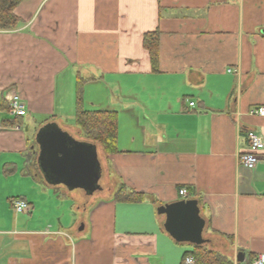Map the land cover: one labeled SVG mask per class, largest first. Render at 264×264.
Returning <instances> with one entry per match:
<instances>
[{"label":"crops","instance_id":"crops-1","mask_svg":"<svg viewBox=\"0 0 264 264\" xmlns=\"http://www.w3.org/2000/svg\"><path fill=\"white\" fill-rule=\"evenodd\" d=\"M14 15L0 31V100L19 96L26 114L5 127L15 116L0 111V184L17 169L6 154H22L24 175L0 190V264H183L193 245L156 211L181 189L198 202L204 248L264 264V150L252 171L238 164L246 131L264 139V118L248 115L264 107V0H22ZM153 32L158 73L142 46ZM78 77L85 111L117 115L109 194L86 209L71 197L81 190L45 182L35 140L48 124L80 133ZM119 186L144 200L115 202ZM15 199L29 211L14 213Z\"/></svg>","mask_w":264,"mask_h":264},{"label":"water","instance_id":"water-1","mask_svg":"<svg viewBox=\"0 0 264 264\" xmlns=\"http://www.w3.org/2000/svg\"><path fill=\"white\" fill-rule=\"evenodd\" d=\"M37 167L45 182L67 190H82L87 196L101 191V166L97 146L78 141L54 124L40 128L36 134ZM157 214L164 217L163 229L180 244L202 246L205 221L197 200H180L160 206ZM243 261V257L239 262Z\"/></svg>","mask_w":264,"mask_h":264},{"label":"trees","instance_id":"trees-1","mask_svg":"<svg viewBox=\"0 0 264 264\" xmlns=\"http://www.w3.org/2000/svg\"><path fill=\"white\" fill-rule=\"evenodd\" d=\"M22 0H0V31L14 30L19 24V19L14 15V10ZM142 46L148 53L152 73H158V37L157 33L144 35ZM85 81L77 78L75 87L74 127L80 132L85 142L99 146L106 156L118 153L117 149V115L115 112H89L83 108V86ZM0 111H9L8 104L2 98ZM2 120L5 127L19 126V119ZM187 193L189 190H186ZM189 195V193H188ZM115 202L141 203L144 196L135 192H127L119 186L113 194ZM13 200H10V205ZM193 249L185 253L194 259V264H232L226 257L207 250L203 246H192ZM184 257V258H185Z\"/></svg>","mask_w":264,"mask_h":264},{"label":"built area","instance_id":"built-area-1","mask_svg":"<svg viewBox=\"0 0 264 264\" xmlns=\"http://www.w3.org/2000/svg\"><path fill=\"white\" fill-rule=\"evenodd\" d=\"M6 101L8 104V113L11 116L15 117H23L26 114L25 106L21 100V98L17 95H11L6 97ZM190 107L194 106V103H189ZM250 116H258L260 118H264V107H254L251 108L248 112ZM247 143V150L242 153L238 159V164L248 170L252 171L256 163L258 162L259 156L261 152L264 150V139L261 134L257 133L254 130H248L244 136ZM178 194L183 199L188 196V193L185 189H181L178 191ZM11 209L16 214H21L29 211V205L26 201L22 199H15L11 203ZM183 264H194V259L191 256H186L184 258ZM250 264H262V260L260 257L254 259Z\"/></svg>","mask_w":264,"mask_h":264},{"label":"rangeland","instance_id":"rangeland-1","mask_svg":"<svg viewBox=\"0 0 264 264\" xmlns=\"http://www.w3.org/2000/svg\"><path fill=\"white\" fill-rule=\"evenodd\" d=\"M28 121V120H26ZM32 133V132H30ZM71 135L77 139L78 141L83 140V137L81 136L80 133L78 134H73L71 133ZM31 136V135H30ZM98 149V160L100 162V166H101V177H100V181H99V186L101 187V191H97L95 192L92 196L90 197H86L85 196V192L84 191H74L73 193H71V197L74 198V201L76 202L77 205L82 204V208L86 209L87 207H89L90 205L92 206L94 202H96L97 200L102 199L103 197L108 196V191L110 188V183L109 181V176L112 177V172H111V168L109 169V163H108V156H106L103 151L101 150V148L99 146H97ZM38 151V150H37ZM0 158H1V154H0ZM5 162H11L14 163L17 166L16 171H13V169H10L9 171L13 172L9 174L8 179H6L4 182H1L0 184V190H5L6 192H11L15 189H17L16 187L19 188V180L20 178H22V176L24 175V170L22 167L23 161H22V154L18 153V154H6L5 155ZM12 166H9V168H11ZM109 170V171H108ZM110 173V174H109ZM109 174V176L107 175ZM2 176H0L1 178ZM64 187H62L63 189ZM65 190V189H64ZM74 201H71L69 199H65L64 200V204L62 207H60V205H58L59 211L60 213L64 214V215H68V211L67 208L69 209L73 204ZM54 205V204H53ZM52 206V204H51ZM44 213H49V211L47 209H43Z\"/></svg>","mask_w":264,"mask_h":264}]
</instances>
